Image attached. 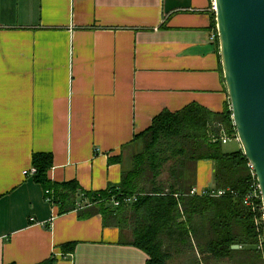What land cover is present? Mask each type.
Here are the masks:
<instances>
[{
	"label": "crops",
	"instance_id": "obj_1",
	"mask_svg": "<svg viewBox=\"0 0 264 264\" xmlns=\"http://www.w3.org/2000/svg\"><path fill=\"white\" fill-rule=\"evenodd\" d=\"M211 4L0 0V264H147L98 206L59 214L32 158L53 156V182L106 190L127 169L126 145L161 112L193 103L223 111ZM213 171L200 161L193 188H210Z\"/></svg>",
	"mask_w": 264,
	"mask_h": 264
},
{
	"label": "trees",
	"instance_id": "obj_2",
	"mask_svg": "<svg viewBox=\"0 0 264 264\" xmlns=\"http://www.w3.org/2000/svg\"><path fill=\"white\" fill-rule=\"evenodd\" d=\"M210 9L216 27L212 4ZM216 46L220 52L219 40ZM236 136L230 99L221 112L193 103L161 112L135 135L126 147L138 148L118 186L86 191L76 181L53 182L48 177L53 166L49 153L33 155L34 180L49 190L48 198L59 214L77 209L79 203L98 206L104 224L122 229L125 243L148 255L147 264H264L262 199L245 203L258 184L257 177L243 149L227 152L222 141ZM203 160L214 165L209 191L224 194H190ZM122 161L123 155L110 158L112 163ZM132 196L137 200L124 202ZM114 198L120 205H107ZM75 245H63V252H73Z\"/></svg>",
	"mask_w": 264,
	"mask_h": 264
},
{
	"label": "water",
	"instance_id": "obj_3",
	"mask_svg": "<svg viewBox=\"0 0 264 264\" xmlns=\"http://www.w3.org/2000/svg\"><path fill=\"white\" fill-rule=\"evenodd\" d=\"M214 2L233 121L257 177L264 208V0Z\"/></svg>",
	"mask_w": 264,
	"mask_h": 264
},
{
	"label": "built area",
	"instance_id": "obj_4",
	"mask_svg": "<svg viewBox=\"0 0 264 264\" xmlns=\"http://www.w3.org/2000/svg\"><path fill=\"white\" fill-rule=\"evenodd\" d=\"M212 8L214 11H216V7H215V2L214 0H212ZM211 40L213 43H216L217 44V41L219 40L218 38V30H217V25L216 27L212 30V33H211ZM237 141H239V138L238 136H236L235 138ZM230 139L227 138V137H223L222 141L223 143L225 144L226 142H228ZM252 168V166H251ZM30 173L31 174H35L36 173V168L33 167L32 169H30ZM255 175V173H254ZM190 194L191 195H199V196H203V195H211V196H220L222 194H224V191L223 190H218V191H209V189H204V190H197L196 188H192V190L190 191ZM254 197H257V198H261L262 199V195H261V192H260V188H259V184L255 185V190L253 191V193H251L245 200V203L246 204H252V199ZM137 198L136 196H132V197H125L124 198V202L127 203V204H131L133 203L134 201H136ZM114 206H119L120 205V200L119 199H113L111 201ZM264 210V208H263Z\"/></svg>",
	"mask_w": 264,
	"mask_h": 264
},
{
	"label": "rangeland",
	"instance_id": "obj_5",
	"mask_svg": "<svg viewBox=\"0 0 264 264\" xmlns=\"http://www.w3.org/2000/svg\"><path fill=\"white\" fill-rule=\"evenodd\" d=\"M238 146V142L236 141V139H230L228 141V143L224 144V149L226 151H233L236 149V147ZM137 146H132L130 149H126L125 151V157L127 159L128 162H126V165L128 166V163L131 161V155L137 150Z\"/></svg>",
	"mask_w": 264,
	"mask_h": 264
}]
</instances>
